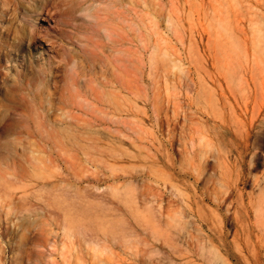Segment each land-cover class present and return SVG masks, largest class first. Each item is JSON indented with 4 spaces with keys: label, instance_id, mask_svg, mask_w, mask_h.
Here are the masks:
<instances>
[{
    "label": "rangeland",
    "instance_id": "obj_1",
    "mask_svg": "<svg viewBox=\"0 0 264 264\" xmlns=\"http://www.w3.org/2000/svg\"><path fill=\"white\" fill-rule=\"evenodd\" d=\"M0 34V264H254L264 0H0Z\"/></svg>",
    "mask_w": 264,
    "mask_h": 264
},
{
    "label": "bare ground",
    "instance_id": "obj_2",
    "mask_svg": "<svg viewBox=\"0 0 264 264\" xmlns=\"http://www.w3.org/2000/svg\"><path fill=\"white\" fill-rule=\"evenodd\" d=\"M50 1V0H49ZM40 3V2H39ZM51 3V2H50ZM54 4V3H53ZM16 9V8H15ZM18 9V8H17ZM53 9V7H52ZM36 10V9H34ZM29 12V11H28ZM7 14V13H6ZM11 14V13H10ZM36 14V13H35ZM13 16V15H12ZM10 18V17H8ZM2 19V18H1ZM5 19V17H4ZM11 19V18H10ZM2 21V20H1ZM8 21V19H7ZM5 21V22H7ZM9 22V21H8ZM2 23H4L2 21ZM4 25V24H3ZM12 26V25H11ZM6 29V28H5ZM8 29V28H7ZM8 31V30H7ZM6 31V32H7ZM5 32V33H6ZM2 33V32H1ZM2 35V34H0ZM4 36V35H3ZM31 41V40H30ZM1 42V41H0ZM34 43V42H33ZM32 43V44H33ZM31 44V43H30ZM31 44V45H32ZM35 44V43H34ZM30 45V46H31ZM3 47V46H2ZM1 47V48H2ZM5 49V48H4ZM6 50V49H5ZM1 52V51H0ZM9 52V51H8ZM7 52V53H8ZM5 56V55H4ZM3 58V57H2ZM2 60V59H1ZM0 60V61H1ZM245 109V108H244ZM251 113V112H250ZM250 121V120H249ZM254 125H252V129L254 130ZM249 130V129H248ZM252 131L248 132L247 137H245L246 141L250 142V136L252 135ZM257 140L260 141H264L263 137H259L257 138ZM256 141V140H255ZM246 149V148H245ZM245 160V159H244ZM243 165V164H242ZM241 165V166H242ZM240 176V175H239ZM238 176V177H239ZM263 176V175H262ZM261 176V177H262ZM237 177V178H238ZM248 175L246 173L241 174L239 180L240 182H242V184H244L247 179H248ZM239 180H237L239 182ZM229 181V180H228ZM236 182V181H235ZM234 182V184H235ZM248 182V181H247ZM253 191L251 193V207L247 208V219L249 220L252 215H254L256 217L255 219V227L258 229V231L260 230L261 232V236L258 237V240L254 243L253 245V262L254 264H263L264 263V177L259 179H254L253 180ZM224 187V192H227L229 190H232V192L234 191L235 187H232V184H230V182L228 183L227 181H225L222 185ZM235 186L237 187V184H235ZM227 190V191H226ZM230 193V192H229ZM248 198V197H247ZM234 204V203H233ZM162 206V205H161ZM222 209V208H221ZM186 211V210H185ZM188 211V210H187ZM235 217V216H234ZM238 218V217H237ZM237 218L234 220L236 221V227H237V233L236 235H239L240 233V228H239V222L237 220ZM253 219V218H252ZM233 220V219H232ZM246 221V220H245ZM248 226V225H247ZM253 225H249L248 228L252 229L255 228ZM177 232V231H176ZM255 232V231H252ZM257 233V232H256ZM160 244V243H159ZM157 245V244H155ZM161 248V247H160ZM219 248V247H218ZM219 252H217L215 254V260L213 261L214 264H224V259H220L218 258ZM220 260V261H219ZM222 260V261H221ZM251 260V261H252Z\"/></svg>",
    "mask_w": 264,
    "mask_h": 264
}]
</instances>
